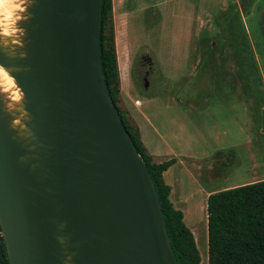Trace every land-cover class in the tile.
Wrapping results in <instances>:
<instances>
[{"label": "water", "instance_id": "water-1", "mask_svg": "<svg viewBox=\"0 0 264 264\" xmlns=\"http://www.w3.org/2000/svg\"><path fill=\"white\" fill-rule=\"evenodd\" d=\"M0 65L26 138L0 109V238L8 264H177L153 182L101 75V0H30Z\"/></svg>", "mask_w": 264, "mask_h": 264}, {"label": "rangeland", "instance_id": "rangeland-1", "mask_svg": "<svg viewBox=\"0 0 264 264\" xmlns=\"http://www.w3.org/2000/svg\"><path fill=\"white\" fill-rule=\"evenodd\" d=\"M110 1L119 68L124 64L146 90L140 100L157 98L154 109L172 117V127L184 132L190 151L199 155L203 178L186 186L195 193L188 196L183 214L199 264H207L200 188L234 187L264 173V164L258 163L264 150L250 142L252 135L264 140L256 130L264 120L252 124L245 107L248 95L264 100V0ZM26 6L27 0H6L0 10L2 42L19 58V24ZM5 27L16 32L5 37ZM117 106L122 109L119 99ZM254 160L255 167L250 165Z\"/></svg>", "mask_w": 264, "mask_h": 264}, {"label": "trees", "instance_id": "trees-1", "mask_svg": "<svg viewBox=\"0 0 264 264\" xmlns=\"http://www.w3.org/2000/svg\"><path fill=\"white\" fill-rule=\"evenodd\" d=\"M111 20V1L101 0L99 49L101 75L110 101L116 106L130 140L153 182L168 242L177 264H199L191 232L182 213L168 199L170 188L162 173L174 162L152 163L136 129L128 125L117 106L118 75ZM207 264H264V180L223 188L209 194L205 203ZM0 264H8L0 238Z\"/></svg>", "mask_w": 264, "mask_h": 264}, {"label": "crops", "instance_id": "crops-1", "mask_svg": "<svg viewBox=\"0 0 264 264\" xmlns=\"http://www.w3.org/2000/svg\"><path fill=\"white\" fill-rule=\"evenodd\" d=\"M116 67L119 88L118 99L122 105V109H119L123 113L128 125L137 130L139 141L145 154L150 158L151 162L155 164L174 160L172 165L162 173V181L170 188L168 199L172 204V207L182 213V221L184 224L185 216L183 214V208L189 197L193 196L195 193L194 190H191V192L187 191L186 186H196L199 184L201 178H203L202 174L204 173V170H202V165L199 163V155L190 151L187 138L182 136L184 132L177 131L172 127V117L169 115L162 116L161 113L154 109V102L157 100L156 97H147V99L143 100L139 99V93H146V90H143L140 85H138L134 76L131 77L127 69H124V64L119 68L117 58ZM247 97L245 107L250 113L249 116L251 123L253 124V121L256 119L258 122L263 121L264 100L261 99L257 101L249 95ZM253 100L255 101V104L252 103ZM160 107L165 110L168 108L166 104H162ZM261 126L263 125L257 124V136L264 133V126ZM261 140L256 137L253 140L252 135L250 142H252V144L255 142L257 149L262 151L264 150V140ZM219 156L222 155L220 154ZM222 157L226 159L225 156ZM254 162L255 160L250 164L253 167L256 165ZM258 163L264 164V160H261ZM236 166H239V163ZM258 169H260V166L259 168L256 167L253 169L256 171L255 173L253 172L255 175H257ZM261 180H264V173H259L256 178L250 179L248 182L242 184ZM218 190H221V188H200L199 191L201 193V205L203 210H205L207 196ZM204 218H206V213ZM188 230L191 231L192 234L191 226ZM192 237L195 243L193 234Z\"/></svg>", "mask_w": 264, "mask_h": 264}, {"label": "bare ground", "instance_id": "bare-ground-1", "mask_svg": "<svg viewBox=\"0 0 264 264\" xmlns=\"http://www.w3.org/2000/svg\"><path fill=\"white\" fill-rule=\"evenodd\" d=\"M31 4L32 3L30 2V0H27L26 9H29L31 7ZM23 5H26V4H23ZM19 6H20V4H19ZM28 18H29V15L27 13H24V16L21 19H22V21H24L25 19H28ZM2 41H4V40L1 38V35H0V48H1L2 52L6 56L17 57L16 53H13V51L9 50L7 43L4 42L5 43L4 44ZM22 55H23L22 57H24L23 52H22ZM4 87H9V86L4 84L3 82H0V109H1L2 113L12 116V119L9 121V127L16 132V135L20 138H26L27 134L25 133L24 126H23L22 122L27 121L28 114H26V112H24V110H23V104H24L23 96L18 103H15V104H13V106L11 108H8V107H6V105L8 103H11V101L8 100L7 98L15 94V89L9 87V91L7 93H4L3 92ZM17 88H18V86H17Z\"/></svg>", "mask_w": 264, "mask_h": 264}, {"label": "clouds", "instance_id": "clouds-1", "mask_svg": "<svg viewBox=\"0 0 264 264\" xmlns=\"http://www.w3.org/2000/svg\"><path fill=\"white\" fill-rule=\"evenodd\" d=\"M5 2L6 0H0V10H2ZM21 11H23V9H21ZM0 14H2V12H0ZM17 19H19V17H17ZM15 32H16V29H12L11 32H9L6 27L2 29V35L5 37L12 36ZM0 82H3L9 87L15 89V94L7 98L8 100L11 101V103H8L6 107L11 108L13 104L18 103L21 100L23 94L17 88L14 82V78L10 76V74L6 71L5 67L2 65H0ZM9 87H4L3 92L7 93L9 91Z\"/></svg>", "mask_w": 264, "mask_h": 264}]
</instances>
